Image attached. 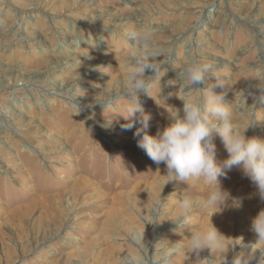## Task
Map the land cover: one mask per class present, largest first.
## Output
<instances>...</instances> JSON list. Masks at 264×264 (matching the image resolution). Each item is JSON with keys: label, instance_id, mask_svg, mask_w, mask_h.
<instances>
[{"label": "rangeland", "instance_id": "rangeland-1", "mask_svg": "<svg viewBox=\"0 0 264 264\" xmlns=\"http://www.w3.org/2000/svg\"><path fill=\"white\" fill-rule=\"evenodd\" d=\"M257 4L264 14V0H0V126L11 128L0 130V264H264L250 230L264 201L239 168L218 178L230 197L220 211L201 203L187 226L172 222L182 197L206 201L213 186L164 185L165 165L137 146L138 121L121 130L130 101L117 88L127 34L151 25L162 67L145 73L148 134L193 94L178 73L195 57L214 65L205 88L222 86L236 125L251 124L246 138L264 139V20L246 14ZM214 143L222 163L228 153ZM209 217L225 238L193 254L185 244Z\"/></svg>", "mask_w": 264, "mask_h": 264}, {"label": "clouds", "instance_id": "clouds-1", "mask_svg": "<svg viewBox=\"0 0 264 264\" xmlns=\"http://www.w3.org/2000/svg\"><path fill=\"white\" fill-rule=\"evenodd\" d=\"M153 34L151 25H141L127 34L131 50L126 57L122 84L130 101V122L121 130H131L135 127L133 120L138 121L139 127L133 133L139 138L137 146L154 164L165 165L164 185L170 182H203L213 186L206 201L201 202L191 196L182 197L177 202L179 211L172 222L177 227L187 226L191 223L195 207L201 203L208 208L215 205L219 211L226 206L230 197L222 190L218 178L226 175L225 169L233 167L242 170L255 186L260 200L264 201V139L256 136L246 138L245 131L251 124L243 130L236 125L224 95L215 91L221 85L205 88L209 74L215 70L213 64L189 58L180 69L178 79L185 85L186 93L193 94L179 97L182 109L172 108L168 112L169 123L162 130L158 128L154 136L148 134L152 117L145 112L140 101L142 95L150 97V80L145 73L151 71L156 74L162 67L158 61L153 62L157 60L156 53L151 50L154 47ZM197 92L198 95L195 94ZM105 127L112 129L111 124ZM217 135L228 153V158L222 163L217 160L214 143ZM210 217L206 227L194 229L189 235L185 247L193 254L221 247V239L225 237L211 224ZM250 230L255 234V242L264 248V209L252 218Z\"/></svg>", "mask_w": 264, "mask_h": 264}, {"label": "bare ground", "instance_id": "bare-ground-1", "mask_svg": "<svg viewBox=\"0 0 264 264\" xmlns=\"http://www.w3.org/2000/svg\"><path fill=\"white\" fill-rule=\"evenodd\" d=\"M256 4V3H255ZM255 4H254V6H255ZM239 5H240V3H239ZM242 5V4H241ZM253 5V4H252ZM257 5H258V8H257ZM256 5V9H254V11H255V13L254 14H251L252 12H251V10H250V12H247L246 14H248L249 15V17L251 18V20H253V21H263L264 20V14L260 11V9L259 8H261L259 5L260 4H257ZM38 8V7H37ZM40 8V7H39ZM252 9V8H251ZM246 10H248V8L246 9ZM45 12V11H44ZM258 12H261V14L259 15V17H257V14H259ZM264 12V11H263ZM21 13V12H20ZM22 14V13H21ZM145 14V13H144ZM104 17V15H102V16H100L99 17V19H102ZM257 17V18H256ZM138 18V17H137ZM144 20V19H143ZM231 20V19H230ZM99 21V20H98ZM176 33V32H175ZM175 36V35H174ZM173 36V37H174ZM264 44H262L261 46H263ZM68 47H71V45L70 46H68ZM63 49H69V48H65V47H62ZM72 50H74L73 49V47H72V49H71V52H72ZM158 50V49H157ZM72 54V53H71ZM54 61V60H53ZM55 62V61H54ZM264 64V63H263ZM96 64H93L92 66H95ZM47 72V71H46ZM40 74H42L43 76L42 77H45V76H47V73H45V71H42V72H40V73H38V75H40ZM8 75H9V79L7 80V81H10L11 79H14V81L13 82H17V78L19 77V73L16 71V69H13V70H11V71H9L8 72ZM42 77H39V78H42ZM123 79V78H122ZM9 83L8 84V86H12L14 83ZM5 86V85H4ZM59 86V85H58ZM63 87V86H62ZM68 87V86H67ZM116 88V87H115ZM117 88H123V84H122V81L121 82H119L118 83V86H117ZM8 89V88H7ZM62 89V88H61ZM70 88H66V90L65 91H68ZM116 92L118 93V95H122V94H125V93H123L122 91H120L119 92V90H116ZM122 92V93H121ZM18 102V101H17ZM79 105H81V101L80 100H78V102H77ZM238 111L239 112H242V109H238ZM19 116V115H18ZM24 121H26V119L24 120ZM28 121V120H27ZM30 123V122H29ZM35 124H32V126H34ZM5 128H7L6 130L7 131H9V130H11V128L9 127V126H0V130H4ZM15 130V129H14ZM112 131H110V133H111ZM15 133V132H14ZM109 133V132H108ZM115 238H117L116 240H118L119 241V239H120V236H115V237H113V240L115 239ZM73 240H75V239H77V238H75V237H73L72 238ZM117 245V244H116ZM22 246V245H21ZM110 246V245H109ZM115 246V245H114ZM112 247V246H111ZM117 248H118V245H117ZM111 249V248H110ZM108 250V249H107ZM122 250V249H121ZM120 251V250H119ZM113 252V251H112ZM113 253H116V252H113ZM117 253H119V252H117ZM119 254H121V253H119ZM128 254V253H127ZM126 254V255H127ZM110 258H111V255H110ZM112 258H114L113 260L115 261V260H117L115 257H112ZM120 260V259H119ZM124 259L123 260H121V261H116L117 262V264H123L124 262ZM78 264H81V263H78ZM116 264V263H115Z\"/></svg>", "mask_w": 264, "mask_h": 264}]
</instances>
